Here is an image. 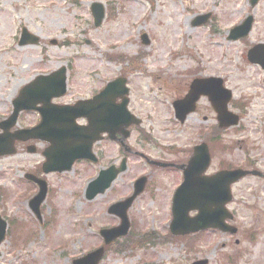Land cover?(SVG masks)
<instances>
[{
  "label": "rangeland",
  "instance_id": "1",
  "mask_svg": "<svg viewBox=\"0 0 264 264\" xmlns=\"http://www.w3.org/2000/svg\"><path fill=\"white\" fill-rule=\"evenodd\" d=\"M250 1L0 0V118L10 114L21 89L38 75L68 69V96L55 103L88 97L122 75L131 92L129 110L142 120L141 129L153 139L145 141L139 128H134L130 146L154 160L179 161L185 155L165 148L192 146L218 120L205 97L184 125L175 122L172 104L184 95L194 77L220 76L233 91L230 109L242 121L224 133L229 150L216 154V164L208 173L219 168L222 159L238 167L251 160L264 171V70L249 62L247 54L252 45L264 43V0L254 8ZM96 2L106 6V19L97 27L91 12ZM205 13H211V18L194 27V18ZM248 15L255 21L249 37L229 40L230 29ZM23 27L39 37L38 43L19 45ZM143 34L149 37V44L143 42ZM142 53L136 65L119 60L120 55L131 58ZM37 120V113H25L19 123L32 126ZM27 144H35L37 152L29 153L20 143L16 155L0 157V213L7 220L25 222L27 231L32 229L36 234L16 245L7 236L0 246V264H72L75 258L101 246L100 229L120 223L107 212L108 207L131 195L140 176L150 179L145 192L128 210L136 225L133 240L121 238L119 242L130 247L118 251L117 245L110 246L101 264H192L205 257L209 264H264L262 184L248 178L235 187L237 197L231 206L239 208L238 226L243 230L237 237L207 233L199 239L185 236L180 241L168 240L171 196L181 183L179 172L129 156L128 169L112 187L93 201L86 199L88 183L100 168L121 155L119 146L105 141L100 166L82 162L61 175L41 172L49 184V194L41 207L40 221L29 204L37 189L22 181L26 173H34L43 164L42 152L47 145ZM246 197L249 202L241 205ZM52 216L55 222L46 228L44 223ZM249 226L257 230L256 243L244 238ZM150 233L155 238L149 243L137 242ZM236 239L240 240L237 245Z\"/></svg>",
  "mask_w": 264,
  "mask_h": 264
},
{
  "label": "water",
  "instance_id": "2",
  "mask_svg": "<svg viewBox=\"0 0 264 264\" xmlns=\"http://www.w3.org/2000/svg\"><path fill=\"white\" fill-rule=\"evenodd\" d=\"M258 0H252V5H256ZM93 12L96 18V25L101 24L104 19V7L100 4L93 5ZM210 14L197 17L193 24L201 25L209 19ZM252 17H248L245 22L238 27L231 30L230 39H238V37H244L249 34L252 27ZM146 38V36H143ZM37 37L28 35L24 31L21 44L28 42H37ZM249 54V61L262 64L264 67V44H260L251 49ZM66 70L65 68L59 70L51 76L39 77L32 84L28 85L21 92L20 98L16 104L15 113L12 116V124L16 122V116L21 109H36V104L41 102L44 107L38 108L43 117L42 122L34 129L26 130L23 133L25 137L22 140L30 138H40L46 141H50L54 148L70 147L67 152L64 150L58 155H53L51 151L46 153V159L48 160L44 165V171L49 173L50 171H64L70 170L73 162L78 158H87L95 160L92 154V143L100 138L102 132H107L111 138L115 137L116 132H121L125 137L129 136L127 127L134 123H139L135 120L131 113L127 109L128 99L125 95L128 94V90L125 87L124 80L112 81L97 98L90 101L79 102L74 107H57L50 104L53 97L62 96L66 92ZM223 79L210 77L208 79L198 78L191 84V90L187 97L181 101L175 103V109L178 112V116H181L183 120L188 113L195 111L196 102L201 95H207L213 103L214 109L218 113V120L221 122V126L230 127L237 125L240 121L239 117L229 112L227 109L228 103L231 99V91L223 87ZM30 92L35 93L32 96ZM30 95L31 99L26 96ZM120 96L123 98L122 104L116 105L114 99ZM80 109L78 114L87 116L89 120V126H78L75 123L76 117L72 114L71 120L52 118V113L56 114L59 110L69 111V109ZM64 116V115H63ZM61 118V117H60ZM49 122V124H48ZM50 125L54 128L55 132L48 127ZM66 137L67 140L64 139ZM64 139V140H63ZM2 136L0 137V155L13 154L14 150H9L7 147H3ZM195 155L190 159L188 167L184 172V182L180 185L174 194L173 202V221L170 229L175 235H184L192 233L193 231H203L205 228L212 226L222 230H227V224H222V221H212L213 214L216 209L222 210L224 219L227 215V209L224 204L231 199L230 186L237 180L245 177L249 174H255V172L235 169L234 171L219 172L212 177L203 176L202 173L208 168L210 161V153L206 144H202L195 149ZM126 160L123 161L119 168L110 167L100 173L99 177L90 184L87 189V198L89 200L94 199L98 194H104L106 189L109 188L115 181V178L119 173L125 172ZM27 178H31L40 183L39 195L31 201L33 210L39 215L40 203L44 201L47 193L46 182L37 180L32 175H27ZM147 178L143 177L137 180L135 184V193L132 197L128 198L125 202L116 203L113 205L109 212L119 215L122 219V224L117 228L102 230L101 234L105 238V244H110L118 236L126 235L130 226L128 221L127 209L132 205L134 199L138 194L145 190ZM223 197L222 202L220 198ZM216 201L213 204L206 201ZM219 202V203H218ZM217 206V207H216ZM222 206V209H221ZM192 210H198L199 214L195 217L189 218V212ZM217 210V211H220ZM7 230V224L0 217V243L5 239ZM105 247L96 249V251L87 254L83 258L76 259L73 264H98L103 258ZM195 264H207V261L195 262Z\"/></svg>",
  "mask_w": 264,
  "mask_h": 264
},
{
  "label": "flooded vegetation",
  "instance_id": "3",
  "mask_svg": "<svg viewBox=\"0 0 264 264\" xmlns=\"http://www.w3.org/2000/svg\"><path fill=\"white\" fill-rule=\"evenodd\" d=\"M190 85V84H189ZM189 85L188 86H186V90H185V92H184V95L187 93V91L189 90L188 88H189ZM184 95H180V96H178L177 98H182V96H184ZM76 100H78V99H76ZM68 104V103H67ZM81 123L82 124H86V120L85 119H82V121H81ZM180 123V125H184V124H186V122L185 123H182V122H179ZM215 137H216V133H215V131H214V128H211L207 133H206V135L204 136V140L205 141H208V142H210V144H209V147H210V150H211V148L213 149V151L214 152H216V142H215ZM104 140H102V142H103ZM102 142H100V143H98V144H96V145H94V151H95V153H96V156H97V158H99V161H102V159H103V154H104V152L101 150V147H99V145L100 144H102ZM21 144H23L25 147H26V150H27V145L25 144V143H21ZM19 145V144H18ZM116 145L117 146H120V144L118 143V142H116ZM179 153L180 154H182V153H184V151H179ZM42 154H43V152H42ZM120 159H122V158H120ZM217 171H219V169L217 168L216 170H212V172L210 173L211 175L213 174V173H215V172H217ZM247 178V177H246ZM245 178V179H246ZM253 178H255V177H253ZM260 178L262 179V180H264V177L262 178L261 176H260ZM245 179H243V180H241L240 182H242V181H244ZM237 184H235L233 187H235ZM233 189H235V188H233ZM235 201H236V199L232 202V203H230L228 206H229V209H230V211H231V213L233 214V217H234V219H233V221H231V224L232 225H234V226H236L238 223V219L241 217L240 216V211L238 210L239 208L238 207H236V208H232V206L231 205H234L235 204ZM231 208H232V210H231ZM212 232H216V233H219V234H221V232L220 231H218V230H211ZM223 234V233H222ZM244 234H245V232H244ZM237 243H239V241H237ZM236 243V244H237Z\"/></svg>",
  "mask_w": 264,
  "mask_h": 264
},
{
  "label": "trees",
  "instance_id": "4",
  "mask_svg": "<svg viewBox=\"0 0 264 264\" xmlns=\"http://www.w3.org/2000/svg\"><path fill=\"white\" fill-rule=\"evenodd\" d=\"M217 134L220 133V131L217 129ZM23 231V226H22V223H18L17 221L15 220H12L11 221V234L13 236V238H15L16 240H18V238L16 237H20V233ZM18 234V235H17ZM150 238V237H149ZM15 240V241H16ZM147 240V236L146 237H142L140 238L137 242L139 243H144L145 241ZM146 243V242H145ZM130 247V244L127 246V247H120V250H127L129 249Z\"/></svg>",
  "mask_w": 264,
  "mask_h": 264
}]
</instances>
